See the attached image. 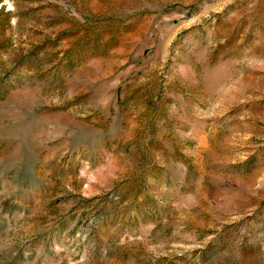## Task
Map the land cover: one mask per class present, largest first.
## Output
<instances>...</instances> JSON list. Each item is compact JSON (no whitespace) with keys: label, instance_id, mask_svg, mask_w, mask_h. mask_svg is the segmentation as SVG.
<instances>
[{"label":"rangeland","instance_id":"374dc122","mask_svg":"<svg viewBox=\"0 0 264 264\" xmlns=\"http://www.w3.org/2000/svg\"><path fill=\"white\" fill-rule=\"evenodd\" d=\"M0 264H264V0H0Z\"/></svg>","mask_w":264,"mask_h":264}]
</instances>
